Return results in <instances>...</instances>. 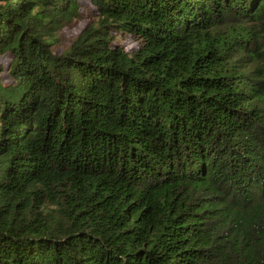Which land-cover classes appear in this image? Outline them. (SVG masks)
Listing matches in <instances>:
<instances>
[{
    "label": "trees",
    "instance_id": "1",
    "mask_svg": "<svg viewBox=\"0 0 264 264\" xmlns=\"http://www.w3.org/2000/svg\"><path fill=\"white\" fill-rule=\"evenodd\" d=\"M90 4L0 0V264H264V0Z\"/></svg>",
    "mask_w": 264,
    "mask_h": 264
},
{
    "label": "rangeland",
    "instance_id": "2",
    "mask_svg": "<svg viewBox=\"0 0 264 264\" xmlns=\"http://www.w3.org/2000/svg\"><path fill=\"white\" fill-rule=\"evenodd\" d=\"M80 17L78 20L73 21L71 24L64 26L57 33L58 41L54 43L52 51L60 54L65 48L69 46L72 40L84 29V27L93 19L96 14L94 8L90 4V0H78ZM117 43L121 44L125 50H131L136 47V42L129 36H121L118 38ZM10 62V58L4 56L0 58V64L3 69H6ZM3 84L10 82L9 75L3 72L1 75Z\"/></svg>",
    "mask_w": 264,
    "mask_h": 264
}]
</instances>
